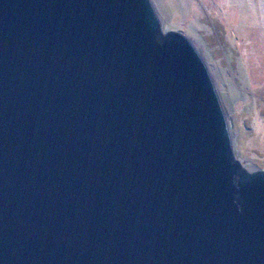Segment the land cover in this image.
I'll use <instances>...</instances> for the list:
<instances>
[{
	"label": "water",
	"instance_id": "water-1",
	"mask_svg": "<svg viewBox=\"0 0 264 264\" xmlns=\"http://www.w3.org/2000/svg\"><path fill=\"white\" fill-rule=\"evenodd\" d=\"M0 264H264V171L153 0H0Z\"/></svg>",
	"mask_w": 264,
	"mask_h": 264
},
{
	"label": "rangeland",
	"instance_id": "rangeland-1",
	"mask_svg": "<svg viewBox=\"0 0 264 264\" xmlns=\"http://www.w3.org/2000/svg\"><path fill=\"white\" fill-rule=\"evenodd\" d=\"M165 32H183L209 67L236 157L264 171V0H153Z\"/></svg>",
	"mask_w": 264,
	"mask_h": 264
}]
</instances>
